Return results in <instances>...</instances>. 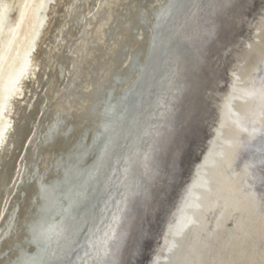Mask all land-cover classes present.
I'll return each instance as SVG.
<instances>
[{
    "label": "bare ground",
    "instance_id": "bare-ground-1",
    "mask_svg": "<svg viewBox=\"0 0 264 264\" xmlns=\"http://www.w3.org/2000/svg\"><path fill=\"white\" fill-rule=\"evenodd\" d=\"M25 1L0 0V61L15 25H10L11 12L15 5L19 12L23 10ZM54 1L34 2V41L6 91L1 111L0 264H56L71 257L73 264L105 263L111 243L122 231L118 221L127 208L125 190L122 196L108 190L112 182L119 186L122 181V175H117L120 160H115L105 181L104 190L108 191L98 210L101 216L82 218L80 214L87 213L84 208L73 218L71 211L78 206L88 181L95 180L108 162L112 140L122 134L123 159L129 160L135 145L122 130L125 112H130L123 101L138 87L140 68L147 71V51L152 43L158 48L162 44L157 43L163 40L159 31L172 19L174 10L184 13L177 25L186 39L183 25L193 22L200 4L196 0L185 10L181 0H157V7L154 0H98L92 11L75 17L74 25L81 26L72 35L71 55L54 64L56 76L33 129L12 133L14 117L19 114L16 101L25 103L23 81L35 73L32 54ZM253 1L259 12L251 8L246 17L250 38L241 37L226 53L233 60L227 79L208 91V135L200 158L190 175L182 173L169 196L166 193L171 188L163 186L170 172L159 175L155 201L136 216L133 230L123 231L131 232L127 239L118 238L114 243L121 248L116 264H264V0ZM131 52L136 54L135 61H131ZM218 57H214L215 64ZM169 98V104L161 94L153 98L157 109L151 127L156 141L169 117L175 119L173 138H180L193 125V106L176 111L177 95L169 94ZM141 113L133 110L129 121L134 122ZM89 131L92 139L87 141ZM104 135H109L108 140H100ZM179 146L170 158L167 155L170 171L181 163ZM154 147L152 143L147 148L146 157ZM93 152L95 159L87 161ZM14 155L18 156L15 166ZM12 166L16 169L10 177ZM120 169L119 173H126L129 163ZM173 171L175 179L177 172ZM80 218L84 224L88 220L92 224L75 242V257L66 255L68 221L79 223Z\"/></svg>",
    "mask_w": 264,
    "mask_h": 264
},
{
    "label": "water",
    "instance_id": "water-1",
    "mask_svg": "<svg viewBox=\"0 0 264 264\" xmlns=\"http://www.w3.org/2000/svg\"><path fill=\"white\" fill-rule=\"evenodd\" d=\"M181 1L184 3L185 10H187L191 3L195 4L196 2V0ZM199 3L196 18L191 24L189 21L183 25L185 26L183 28L184 32L187 35L186 39L183 38V33L178 29L177 25L179 21H182L184 13L177 9L174 10L172 19L168 20L159 31L161 34L160 38L163 40H158L157 43L160 44L162 42L164 45L160 44L158 48L156 44H151L146 54L147 71H142L140 68V82L136 84L138 87H135L123 101L122 105H126L124 108L128 107L130 112L128 114L125 112L126 120L122 124V130L124 128V134L126 133L130 138L128 139L129 143L134 140L133 145H135L131 147L133 148L132 153L129 156V160H127L129 170L126 173L123 170L119 173L120 168L127 163L126 159H123L126 151L122 146L123 144H121L122 134L120 138L112 140L110 151L108 152V162L96 176L97 182H95L96 179L88 181L87 187L83 191L84 195L80 198L78 206L74 205L71 211L73 218H76L80 209L85 208L84 210L87 213H81L80 216L85 219L92 218L98 214V210H100L103 204L102 200H104V196L108 190L111 192L116 191L121 196L124 190L126 191L127 208L123 211L118 221V228L122 229V231L118 232L117 239L111 243L110 254L104 264H116L120 261L121 255L119 254H121V248H118L120 246H115L114 243L118 241V238L121 241L124 237V240L127 239V235H130L131 232H126L125 234L123 231H131V228L133 230L136 225V216L155 201L158 194L159 175L163 171L166 173L170 172L169 175L171 177L169 181H165L163 186L166 187V190L171 188L169 193H166L169 196L173 186L182 178V173L183 175H190L194 169L193 166L200 158L202 145L208 135V127L206 126V121L210 115H208L206 105L208 91L216 88L222 79H227L233 60L229 58L230 56L227 57L226 53L234 47V44L241 37L247 40L250 38L248 36L249 28L246 25V17L251 8L252 11L259 12L257 7L253 6V0H199ZM135 32H137V28L134 30L133 35ZM135 55V53L132 55L131 61H135ZM214 57H218L217 64L214 62ZM124 68L125 66H122V69ZM160 77H163V79H160ZM118 78L116 77L117 83L120 82ZM159 94L165 96V102L168 104L172 102L169 94L172 96L177 95L176 104L178 110L176 109V111H182L188 105L193 106V111H195L194 116L191 117V125L192 123L193 125L188 132L184 131L180 138H173L176 128L175 119L172 118L170 121L169 117L165 126L162 123L161 130L163 133L160 139L158 138L159 140L156 141V134L151 126L156 121V117H152L153 111L156 108L154 107L156 103L153 98ZM133 110L142 111L141 115L134 122L129 121L133 115ZM149 113L151 117H148ZM179 115V112L175 114V116ZM206 118L207 120L205 121ZM159 119L161 120V118ZM130 122L132 123L130 124ZM170 124H172L171 129L169 128ZM110 131L111 133L109 134L111 135L112 130ZM108 136L104 135L100 140H108ZM90 137L91 131L86 133V140L92 139ZM152 143L155 144V147L152 153H148L146 157L145 152ZM176 145H180L178 149L181 158L179 157L178 162L180 161L181 163L177 165V168L174 165V169H171V171L174 170L173 174L177 172L175 179L174 177L172 179L167 155L170 158ZM95 156L96 152H93L87 161L95 159ZM117 159L121 163L119 164L117 175H122V181L119 186L114 181L108 190H104L105 181L110 176L109 170L113 168ZM94 202L95 205L93 206ZM100 216L101 214H98L95 219ZM84 221V219L80 218V222L76 223L74 219H69L68 226H70L67 238L70 242L67 245L68 248L65 249L66 255L72 254L74 256L75 252L72 248L75 242L87 232V228L92 224L90 220L85 224ZM142 235L143 233H141V238H143ZM71 251L73 252L70 253ZM73 263V257H71L66 258V260L62 259L56 264Z\"/></svg>",
    "mask_w": 264,
    "mask_h": 264
},
{
    "label": "rangeland",
    "instance_id": "rangeland-1",
    "mask_svg": "<svg viewBox=\"0 0 264 264\" xmlns=\"http://www.w3.org/2000/svg\"><path fill=\"white\" fill-rule=\"evenodd\" d=\"M8 1L14 2V0ZM33 1L36 4V1L39 0ZM97 1L98 0H56L51 3V8L48 11V19L41 28L42 33L40 40L38 41V45L32 54L36 68L35 73L31 74L29 76L30 78L28 77L25 81H23L25 82L24 87L27 94L25 101H23L25 103L21 104L19 101H16L18 109L17 113L19 114L14 117L16 127L15 129H12V133L17 130L19 131L25 129L28 130L29 133L33 129L36 118L41 112L40 110L46 106V93L48 92L49 84L56 76V68L54 67V64H58L62 56L71 55L70 49L73 43L72 35L77 33L81 26V24L78 26L74 25L75 17L84 11L86 13L92 11L95 8ZM156 1L157 0L153 1V4L155 3V7L159 5V2ZM34 2L33 4H30L31 1L26 0L24 8L20 12L19 5H15V8L10 15V25H15L11 28V36L8 44L3 50V55L0 61V132L4 127V120L1 117V111L3 109L6 91L12 86V82L18 75L26 58V52L30 49L31 44L34 41V31L37 21L35 13L36 6ZM137 34L140 35L139 32ZM131 54L133 55L134 52H131ZM16 99L17 98L14 100ZM25 120H27V122ZM11 160H13V166H15L18 156L14 155L11 157ZM15 169L14 167L12 168L10 177L15 172Z\"/></svg>",
    "mask_w": 264,
    "mask_h": 264
}]
</instances>
